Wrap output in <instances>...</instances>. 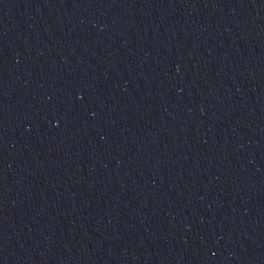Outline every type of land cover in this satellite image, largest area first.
<instances>
[{
  "label": "water",
  "instance_id": "water-1",
  "mask_svg": "<svg viewBox=\"0 0 264 264\" xmlns=\"http://www.w3.org/2000/svg\"><path fill=\"white\" fill-rule=\"evenodd\" d=\"M264 220V0H0V264H237Z\"/></svg>",
  "mask_w": 264,
  "mask_h": 264
}]
</instances>
